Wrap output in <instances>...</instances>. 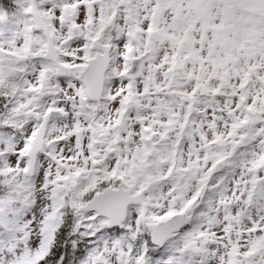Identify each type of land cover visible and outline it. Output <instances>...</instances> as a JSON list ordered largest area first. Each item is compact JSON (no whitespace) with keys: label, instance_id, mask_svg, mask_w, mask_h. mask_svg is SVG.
<instances>
[{"label":"snow or ice","instance_id":"obj_1","mask_svg":"<svg viewBox=\"0 0 264 264\" xmlns=\"http://www.w3.org/2000/svg\"><path fill=\"white\" fill-rule=\"evenodd\" d=\"M0 264H264V0H0Z\"/></svg>","mask_w":264,"mask_h":264}]
</instances>
